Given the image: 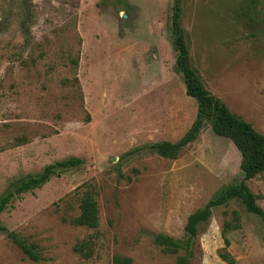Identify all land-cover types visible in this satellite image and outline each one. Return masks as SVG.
I'll use <instances>...</instances> for the list:
<instances>
[{
    "label": "rangeland",
    "instance_id": "rangeland-1",
    "mask_svg": "<svg viewBox=\"0 0 264 264\" xmlns=\"http://www.w3.org/2000/svg\"><path fill=\"white\" fill-rule=\"evenodd\" d=\"M173 0H0V196L50 163H82L0 213V264H264V226L239 200L214 207L186 245L187 216L242 180L240 153L207 121L174 159L196 115L175 69ZM123 15H126L125 17ZM181 25L206 88L264 133V0H183ZM264 210V172L246 181ZM90 190L98 226L74 225ZM238 226L222 236L223 225ZM7 231L38 245L31 260ZM180 241L166 253L155 234Z\"/></svg>",
    "mask_w": 264,
    "mask_h": 264
},
{
    "label": "trees",
    "instance_id": "trees-1",
    "mask_svg": "<svg viewBox=\"0 0 264 264\" xmlns=\"http://www.w3.org/2000/svg\"><path fill=\"white\" fill-rule=\"evenodd\" d=\"M183 0H173L170 16V32L172 35V46L175 51V69L184 81L186 95L192 97L196 102L195 119L187 131L175 142L157 141L148 147L157 155L174 159L187 144L194 141L207 121L210 122L214 134L226 137L233 142L240 153V170L242 180L237 184L224 187L212 196L202 207L190 213L184 225L186 245L190 243L198 232L200 223L206 221L214 207L224 205L230 200H239L244 208L258 216L264 226V210L257 204L255 195L246 185V181L264 172V133L256 130L253 125L234 114L216 96H214L204 85L200 75L194 69L190 52L186 42L185 31L181 25ZM82 163L77 157L56 161L45 165L36 174L20 179L7 188L0 196V213L6 208L14 196L33 191L47 182L51 176L57 175L58 171H64L76 167ZM78 215L72 219L74 225L96 228L98 226V211L94 196L90 190L82 192L78 199ZM238 215L233 211V222L227 221L223 225L222 236L225 246L229 245L226 233L238 226ZM0 230L6 228L0 225ZM11 241L20 248L22 253L31 260L39 259L38 245L27 242L12 231H7ZM153 240L162 246L166 253H177L183 246L180 241L174 240L168 235L155 234ZM221 258L227 264H234V258L227 251L221 253ZM112 264H131L128 257L114 255ZM177 264H188V256H178Z\"/></svg>",
    "mask_w": 264,
    "mask_h": 264
},
{
    "label": "water",
    "instance_id": "water-1",
    "mask_svg": "<svg viewBox=\"0 0 264 264\" xmlns=\"http://www.w3.org/2000/svg\"><path fill=\"white\" fill-rule=\"evenodd\" d=\"M124 17L126 16V15H123Z\"/></svg>",
    "mask_w": 264,
    "mask_h": 264
}]
</instances>
